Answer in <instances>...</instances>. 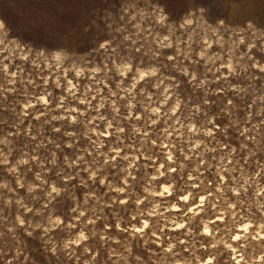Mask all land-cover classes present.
<instances>
[{
    "label": "rangeland",
    "instance_id": "1",
    "mask_svg": "<svg viewBox=\"0 0 264 264\" xmlns=\"http://www.w3.org/2000/svg\"><path fill=\"white\" fill-rule=\"evenodd\" d=\"M262 69L264 0H0V264H264Z\"/></svg>",
    "mask_w": 264,
    "mask_h": 264
},
{
    "label": "clouds",
    "instance_id": "2",
    "mask_svg": "<svg viewBox=\"0 0 264 264\" xmlns=\"http://www.w3.org/2000/svg\"><path fill=\"white\" fill-rule=\"evenodd\" d=\"M226 3V0H210L211 5L223 7Z\"/></svg>",
    "mask_w": 264,
    "mask_h": 264
},
{
    "label": "snow or ice",
    "instance_id": "3",
    "mask_svg": "<svg viewBox=\"0 0 264 264\" xmlns=\"http://www.w3.org/2000/svg\"><path fill=\"white\" fill-rule=\"evenodd\" d=\"M262 71H264V69H262ZM53 191H55V189ZM165 192H167V189H165ZM182 198L187 199L186 197H182Z\"/></svg>",
    "mask_w": 264,
    "mask_h": 264
}]
</instances>
